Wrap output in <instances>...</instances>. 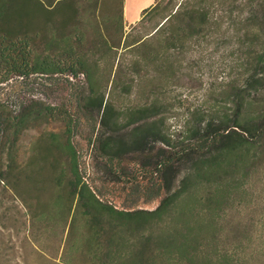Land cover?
Returning a JSON list of instances; mask_svg holds the SVG:
<instances>
[{
    "label": "trees",
    "instance_id": "16d2710c",
    "mask_svg": "<svg viewBox=\"0 0 264 264\" xmlns=\"http://www.w3.org/2000/svg\"><path fill=\"white\" fill-rule=\"evenodd\" d=\"M102 1L106 0L96 1L98 12ZM110 1L122 31L123 0ZM161 1L146 8L137 22ZM72 2L0 0V84L13 77L35 76H61L71 83L69 78L82 75L89 91L82 107L96 108L99 116L87 139L92 160L101 164L112 185L123 182L124 163H134L137 171L127 178V190L142 195L146 203L158 202L152 208L118 207L104 198L85 178L80 152L72 141L80 123L66 108L35 106L32 101L15 116L11 124L15 131L40 116L61 118L64 130L42 135L33 143L28 161L14 172V195L36 215L47 216L53 209L52 213L64 215L65 222L70 218L66 247L79 255L82 264H242L236 252L222 245L221 219L239 188L235 174L244 175L253 158L264 153V0H195L193 5L181 1L152 30L149 37H162L165 50L183 46L207 27L220 28L224 5H232L245 12L233 23L249 27L241 33V42L255 49L245 78L241 83L229 82L225 106L189 111L191 124L175 138L166 131L163 118L161 123L152 119L158 115L155 103L119 110L104 91H98V64L76 47L83 33L77 28L73 33L60 32L76 18ZM97 25L105 38L101 21ZM46 29L52 32L50 37ZM38 39L47 43L39 52L35 49ZM147 42L142 37L125 48L138 55ZM107 46L112 50L115 45ZM139 60L133 61L130 73L138 74ZM164 63L170 61L165 58ZM121 77L119 68L113 88ZM121 85L123 93L132 92L128 78ZM250 91L262 101L250 97ZM8 161H15L12 153ZM182 166L187 172L174 186ZM5 178L1 172L0 183ZM27 193L34 194L35 205L25 200ZM63 263L75 264L70 259Z\"/></svg>",
    "mask_w": 264,
    "mask_h": 264
},
{
    "label": "rangeland",
    "instance_id": "374dc122",
    "mask_svg": "<svg viewBox=\"0 0 264 264\" xmlns=\"http://www.w3.org/2000/svg\"><path fill=\"white\" fill-rule=\"evenodd\" d=\"M96 1L73 0L72 7L78 12L76 18L62 26L60 32L73 33L77 28L83 33V41L77 42L76 47L98 64V91H104L105 98L119 110L155 103L158 115L152 119L161 123L163 118L166 131L174 138L191 124L189 111H210L218 104L224 107L230 91L229 82L241 83L252 66L249 62L255 55V49L249 48L240 38L249 27L233 23V18L238 19L245 12L237 11L232 5L228 8L224 5L220 13V28L207 27L204 34L189 38L183 46L176 45L165 50L162 37H149L152 30L179 2L193 5L195 0L161 1L141 22L124 24L122 31H119L114 17L115 4L110 0L102 1L98 12ZM137 4L135 0H126V20L129 21V7L132 6L134 11ZM98 21L103 24L106 39L100 35ZM46 30L50 37L52 32ZM142 37H146L148 42L138 55L126 50L125 45ZM38 41L35 49L43 51L47 43L45 40ZM109 44L115 45L112 50L107 46ZM165 58L170 65L164 63ZM137 59L140 62L135 65L138 69L136 75L130 73V69ZM119 68L122 77L119 85L113 88L112 79ZM125 78L133 84V90L128 95L121 91ZM69 80L71 83L61 76H35L26 80L13 77L0 84V173L4 172L7 177L0 183V264H64L65 259L73 260L75 264L83 262L78 254L66 247L70 218L65 222L64 215L52 213L53 209L48 211L47 216L36 215V211L29 209L11 189L16 175L14 172L28 161L33 143L42 135L50 132L61 134L64 130L61 118L40 116L19 132L15 131L11 124L29 101L35 106L49 104L66 108L74 115L81 125L72 137L81 155V169L85 178L104 198L118 207L138 205L152 208L157 205V200L146 203L142 195L127 190L130 188L126 180L137 169L134 163H124L123 182L112 185L101 164L92 160L87 139L91 125L99 116L96 108L82 107L89 95L83 76ZM254 93L250 91L249 96L263 99ZM11 153L14 162L8 161ZM185 172L186 166H182L174 186L178 185ZM235 175L239 188L235 190L234 201L221 219L225 229L221 233L222 245L228 252H236L242 264H264V153L253 158L244 175ZM32 194L23 196L33 206L36 202ZM43 195L46 196V193L43 192Z\"/></svg>",
    "mask_w": 264,
    "mask_h": 264
},
{
    "label": "crops",
    "instance_id": "0c3cea01",
    "mask_svg": "<svg viewBox=\"0 0 264 264\" xmlns=\"http://www.w3.org/2000/svg\"><path fill=\"white\" fill-rule=\"evenodd\" d=\"M158 0H135L136 2V6L134 8V11L132 9V6H130V12H129V21L126 20V16L128 15V7L126 5V0H123V21L125 25H133L135 24L142 15V12L146 9L149 8L153 5H155V3Z\"/></svg>",
    "mask_w": 264,
    "mask_h": 264
}]
</instances>
